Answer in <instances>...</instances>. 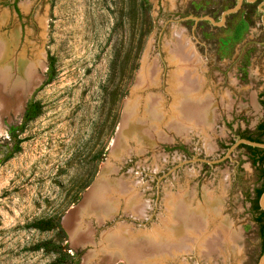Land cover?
<instances>
[{
    "label": "rangeland",
    "instance_id": "1",
    "mask_svg": "<svg viewBox=\"0 0 264 264\" xmlns=\"http://www.w3.org/2000/svg\"><path fill=\"white\" fill-rule=\"evenodd\" d=\"M263 103L264 0H0V264H264Z\"/></svg>",
    "mask_w": 264,
    "mask_h": 264
},
{
    "label": "bare ground",
    "instance_id": "2",
    "mask_svg": "<svg viewBox=\"0 0 264 264\" xmlns=\"http://www.w3.org/2000/svg\"><path fill=\"white\" fill-rule=\"evenodd\" d=\"M172 39H174V41L172 42V43H170L171 44V46L173 45L174 46V49H176V52L178 53V55H179V58H182L183 59V62H184V64H180V65H178L177 63V65H178V75L179 74H181V73H183L184 71H186L185 72V74H189V72H190V75H193V77H195L196 78V74H197V65H198V63H200L199 62V57H198V54L196 53V51L194 50V48L192 47V45L191 44H189L188 42L186 43L185 42V39H184V37H183V35L180 33V35L178 34L176 37H174L173 36V38ZM177 42L178 44H179V42H180V44H179V46L181 45V48L177 45V48H175L176 47V45L175 44H177V43H174V42ZM179 47V48H178ZM181 49H183V51H181ZM175 55V54H174ZM184 55V56H183ZM177 56V55H176ZM176 62H177V60H176ZM145 65V64H144ZM170 66V65H169ZM194 66V67H193ZM175 67H177V66H175ZM148 69L147 68H145V69H143V75H144V77L142 78V81H143V83L145 84H143V86H144V88H146V87H151V84H153V80H152V78H151V76L149 75V73H148ZM177 71V70H176ZM189 71V72H188ZM176 74H177V72H176ZM28 75H30V74H28ZM30 77V76H29ZM192 77V79H190V81L191 82H194L195 80H194V78ZM156 78V77H155ZM157 80V79H156ZM174 80H175V78H174V76L173 77H171V82H170V84H172L174 87H173V90H174V92H175V82H174ZM141 81V82H142ZM156 83V82H155ZM188 83H190V82H188ZM190 84H188L187 86H189ZM170 87V86H169ZM2 88V87H1ZM17 94V93H16ZM170 95V94H169ZM187 213V212H186ZM172 223V222H171ZM167 229H169V230H174L173 232L174 233H176L178 230H179V233H181V232H184L185 230L183 229V227H182V229L181 228H176V227H171V228H167ZM167 229L165 230V236H166V238L167 239H170V234H169V232H167ZM116 232V231H115ZM204 231H202V233H200L199 234V231L197 232L198 234L196 235V236H194V238L191 240V235L190 234H188L189 235V239H188V241H189V243H186V242H181V244L178 246V248L176 249V251H175V253L174 254H171V257H174L175 256V254L177 255V254H182L183 252H185V253H193L194 251H195V249H197V247H202V245H200V242L202 241L199 237H203V233ZM117 234H119V237H120V239H121V237L123 238V236H121L120 234H121V232L120 231H118L117 232ZM139 234V233H138ZM198 235H200V236H198ZM127 236V235H126ZM140 236V235H139ZM187 236V235H186ZM125 237V236H124ZM131 237V236H130ZM131 239V238H130ZM179 241V240H178ZM177 241V242H178ZM117 242H118V240H117ZM120 243V242H119ZM164 258H165V256H164ZM174 261V260H173Z\"/></svg>",
    "mask_w": 264,
    "mask_h": 264
},
{
    "label": "trees",
    "instance_id": "3",
    "mask_svg": "<svg viewBox=\"0 0 264 264\" xmlns=\"http://www.w3.org/2000/svg\"><path fill=\"white\" fill-rule=\"evenodd\" d=\"M264 106V103H263ZM256 132L258 134V137H262L264 135V121L262 123H260L257 127H256ZM248 141L253 142V143H260V141H257L256 139H248ZM252 151V157H253V163L254 164H264V150H261L259 148H255V147H249ZM264 192V189L261 190H257L256 191V197L260 198V196L262 195V193ZM256 222L260 224V232L261 234H263L264 231V212L260 213L259 216L256 218ZM58 229H60L58 226L56 227Z\"/></svg>",
    "mask_w": 264,
    "mask_h": 264
},
{
    "label": "water",
    "instance_id": "4",
    "mask_svg": "<svg viewBox=\"0 0 264 264\" xmlns=\"http://www.w3.org/2000/svg\"><path fill=\"white\" fill-rule=\"evenodd\" d=\"M115 138H116V136H115ZM243 143H246L248 146L264 149V144H258V143H253V142H249V141H244ZM261 203H262V206H264V193L261 195Z\"/></svg>",
    "mask_w": 264,
    "mask_h": 264
},
{
    "label": "built area",
    "instance_id": "5",
    "mask_svg": "<svg viewBox=\"0 0 264 264\" xmlns=\"http://www.w3.org/2000/svg\"><path fill=\"white\" fill-rule=\"evenodd\" d=\"M147 204H148V202H146ZM149 210H150V207L148 206V212H149Z\"/></svg>",
    "mask_w": 264,
    "mask_h": 264
},
{
    "label": "crops",
    "instance_id": "6",
    "mask_svg": "<svg viewBox=\"0 0 264 264\" xmlns=\"http://www.w3.org/2000/svg\"><path fill=\"white\" fill-rule=\"evenodd\" d=\"M263 121H264V120H263ZM263 121H262V122H263ZM262 122H261V123H262ZM258 125H259V124H258Z\"/></svg>",
    "mask_w": 264,
    "mask_h": 264
}]
</instances>
